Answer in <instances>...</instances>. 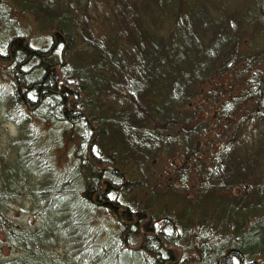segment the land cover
I'll use <instances>...</instances> for the list:
<instances>
[{
  "label": "trees",
  "instance_id": "obj_1",
  "mask_svg": "<svg viewBox=\"0 0 264 264\" xmlns=\"http://www.w3.org/2000/svg\"><path fill=\"white\" fill-rule=\"evenodd\" d=\"M2 8L0 264H264V0Z\"/></svg>",
  "mask_w": 264,
  "mask_h": 264
},
{
  "label": "rangeland",
  "instance_id": "obj_2",
  "mask_svg": "<svg viewBox=\"0 0 264 264\" xmlns=\"http://www.w3.org/2000/svg\"><path fill=\"white\" fill-rule=\"evenodd\" d=\"M94 1V0H93ZM7 2V0H6ZM2 17L0 18V42L4 41V34L6 33V26L13 30L14 27L18 28H26L29 31V44L33 48H41L45 44V40L43 39V34H38L35 30V25L29 20L27 17H25L23 14L18 13V11L14 9H6L2 8ZM7 16V17H6ZM4 18H7L4 21ZM12 34L14 32H11ZM0 85L3 87V89L7 88V84L0 79ZM198 118L201 122H205L208 125L209 130L216 131V128H213L212 125V118L214 117L213 114V108L214 104L210 102H203L202 100H199V102L196 101V106L193 105ZM4 115H0V139L3 141V144L0 141V151L4 145L5 139L8 135H12L15 131L14 125L7 121ZM56 131L62 130V128L59 125H56L54 128ZM217 143V142H216ZM9 217L17 224L24 226L26 228H34L36 226H39L40 223V217L28 214L25 210H21L17 207H14L12 211L9 212ZM1 240V237H0ZM1 255L3 257H10L12 256V251L8 250L7 248L3 247L1 251Z\"/></svg>",
  "mask_w": 264,
  "mask_h": 264
}]
</instances>
